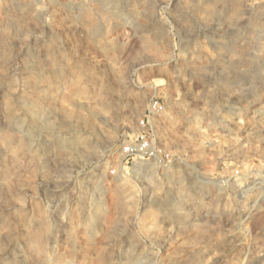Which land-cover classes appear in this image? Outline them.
<instances>
[{"label":"rangeland","instance_id":"obj_1","mask_svg":"<svg viewBox=\"0 0 264 264\" xmlns=\"http://www.w3.org/2000/svg\"><path fill=\"white\" fill-rule=\"evenodd\" d=\"M0 264H264V0H0Z\"/></svg>","mask_w":264,"mask_h":264},{"label":"built area","instance_id":"obj_2","mask_svg":"<svg viewBox=\"0 0 264 264\" xmlns=\"http://www.w3.org/2000/svg\"><path fill=\"white\" fill-rule=\"evenodd\" d=\"M164 111L163 105L157 99L148 103L146 114L139 120V131L131 143L123 146L122 154L125 159L152 160L163 163L169 160V155L156 139L154 127L149 123V118ZM235 175L238 174L236 170Z\"/></svg>","mask_w":264,"mask_h":264},{"label":"bare ground","instance_id":"obj_3","mask_svg":"<svg viewBox=\"0 0 264 264\" xmlns=\"http://www.w3.org/2000/svg\"><path fill=\"white\" fill-rule=\"evenodd\" d=\"M257 184H259V183H257ZM248 190V189H247ZM247 190H245L246 191V193H247ZM249 192V191H248ZM242 194V193H241Z\"/></svg>","mask_w":264,"mask_h":264}]
</instances>
